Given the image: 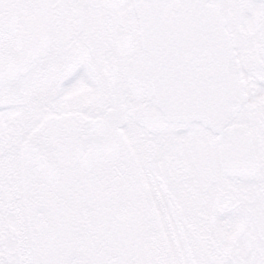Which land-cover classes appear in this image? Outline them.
<instances>
[{"label":"flooded vegetation","instance_id":"obj_1","mask_svg":"<svg viewBox=\"0 0 264 264\" xmlns=\"http://www.w3.org/2000/svg\"><path fill=\"white\" fill-rule=\"evenodd\" d=\"M0 264H264V0H0Z\"/></svg>","mask_w":264,"mask_h":264}]
</instances>
